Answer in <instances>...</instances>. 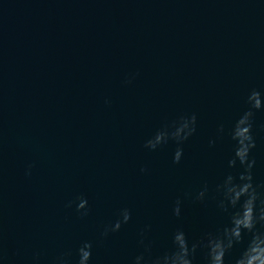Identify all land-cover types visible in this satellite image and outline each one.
Instances as JSON below:
<instances>
[{"label":"water","instance_id":"95a60500","mask_svg":"<svg viewBox=\"0 0 264 264\" xmlns=\"http://www.w3.org/2000/svg\"><path fill=\"white\" fill-rule=\"evenodd\" d=\"M252 89L264 97V0H0V264H76L84 241L89 264H132L145 225L153 254L177 227L190 242L221 230L216 185L242 171L231 130ZM193 113L180 163L173 140L144 146ZM252 131L264 186V108ZM205 185L204 202L184 196ZM79 195L85 217L67 206ZM122 208L131 219L102 236Z\"/></svg>","mask_w":264,"mask_h":264},{"label":"clouds","instance_id":"9594fccd","mask_svg":"<svg viewBox=\"0 0 264 264\" xmlns=\"http://www.w3.org/2000/svg\"><path fill=\"white\" fill-rule=\"evenodd\" d=\"M130 83L131 80H126ZM249 108L236 120L231 130V138L235 141L233 157L228 161L229 167L234 168L239 162L242 171L233 175L227 174L223 181L216 185V192L220 194L218 207L225 212L232 209L230 223L217 232H207L199 240L189 241L187 233L182 227H177L171 235V246L158 254L152 253L151 241L146 242V234L151 230V225H145L141 230L139 241L143 251L136 255L132 264H194L197 250L204 249L206 264H226V257L231 250L240 244H244L246 235L249 237L234 260L227 264H264V193L258 189L264 186L256 185L253 182L252 169L255 166V159L251 157V151L256 147L253 135L254 110L264 108V97L260 91L252 89L247 97ZM197 116L180 115L170 124H165L145 141V147L156 150L163 144L173 140L176 149L173 153V163H180L184 148L183 144L196 132ZM224 131L220 125L218 132ZM210 145L214 140L209 141ZM31 168V165L29 166ZM147 168H141V172H147ZM30 174V172L28 173ZM208 193L205 185L193 196L192 193H185L186 198L197 202H204ZM259 201V204L257 203ZM183 199L177 197L172 208L176 217L181 215ZM75 204L76 211L81 217L89 213L88 200L85 196L79 195L73 201H69L68 207ZM131 219V211L122 208L118 212L115 222L106 225L101 233L106 237L110 232L118 231L123 224ZM259 226V227H258ZM79 259L76 264H89L92 257V243L84 241L77 249ZM70 253H63L58 256L54 264H69Z\"/></svg>","mask_w":264,"mask_h":264}]
</instances>
